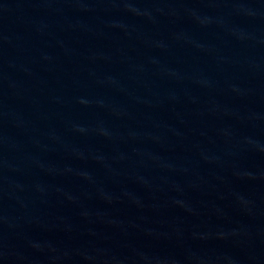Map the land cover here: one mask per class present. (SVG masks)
<instances>
[{"label":"water","instance_id":"1","mask_svg":"<svg viewBox=\"0 0 264 264\" xmlns=\"http://www.w3.org/2000/svg\"><path fill=\"white\" fill-rule=\"evenodd\" d=\"M0 264H264V0H0Z\"/></svg>","mask_w":264,"mask_h":264}]
</instances>
